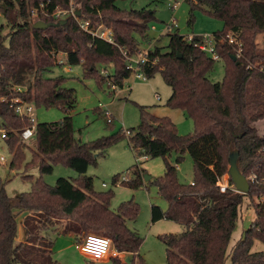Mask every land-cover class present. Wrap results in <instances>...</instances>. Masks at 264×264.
Listing matches in <instances>:
<instances>
[{
	"label": "trees",
	"instance_id": "obj_1",
	"mask_svg": "<svg viewBox=\"0 0 264 264\" xmlns=\"http://www.w3.org/2000/svg\"><path fill=\"white\" fill-rule=\"evenodd\" d=\"M117 1L74 0L82 20L112 31V44L84 32L71 15L54 17L58 11L69 10L71 0H0V14L10 28L7 35L2 34L4 27L0 28V122L9 132L5 140L14 153L11 169L24 164L26 156L18 161L20 153L19 149L15 152L14 141L32 125L28 117L17 115L13 99L20 98L36 108H59L66 115L76 107V92L65 87L66 78L45 77L59 65L56 55L66 54L71 66L82 65L86 77L108 83L110 88L122 89L130 78L123 52L130 56L142 52L137 36L148 38L155 12L149 8L127 12L116 5ZM186 2L191 6L189 25H193L195 9L224 23V31L214 37L226 70L222 82H212L208 75L214 69L213 59L179 34L168 35L165 50L149 52L144 66L147 79L161 74L172 90L167 106L182 110L195 124L194 135L181 136L170 118L156 117L140 107L141 124L128 131L129 145L136 155L165 160L164 175L148 184L155 185L168 209L164 212L151 206V221L165 219L185 228L179 235L160 236L167 247V264H226L239 207L248 197L255 219L234 247L231 261L264 264V251L252 253L256 240L264 244V132L257 127L264 120V47L258 44V38L264 37V0ZM38 21L57 25L35 29ZM228 35L235 44L229 43ZM105 63L112 64L115 73L104 78L96 66ZM33 139L36 150L25 168L37 166L41 176L28 179L31 190L9 196L0 177V264H57L53 235L72 236L79 246L89 235L107 237L116 252L133 255L132 264H147L140 254L144 239L127 225L137 220L139 206L128 201L112 211L114 193L96 192L94 179L87 176L90 166L96 165L99 156L105 155L121 135L84 144L76 139L73 118L67 116L58 122L37 124ZM233 151L239 152V168L250 183L247 194L239 193L231 181L226 191H221ZM173 152L177 164L186 153L191 156L194 185L179 181L177 166L167 160ZM56 164L67 165L79 177L59 178L55 186L48 185L43 175L53 173ZM145 173L137 167L135 179L122 184L137 190L144 185ZM118 178L113 179L115 184ZM62 221L66 224L58 230ZM20 230L24 242L18 241ZM111 261L126 264L119 257Z\"/></svg>",
	"mask_w": 264,
	"mask_h": 264
},
{
	"label": "rangeland",
	"instance_id": "obj_2",
	"mask_svg": "<svg viewBox=\"0 0 264 264\" xmlns=\"http://www.w3.org/2000/svg\"><path fill=\"white\" fill-rule=\"evenodd\" d=\"M174 0H118L116 5L127 12L138 11L149 8L155 12L154 19L150 22L148 38L143 40L139 36L137 39L141 44V51H154L156 48H165L169 44L170 34L181 36L202 37L205 35L214 36L216 33L224 31V23L214 17L209 16L200 9L194 10L193 25H189L191 19V6L188 2L181 1L176 11L170 8ZM74 9H78L73 0ZM175 17L178 28L172 27L167 31V25L171 24ZM126 19V18H124ZM96 27V25H94ZM3 35L10 32L6 19L0 14V28ZM106 29V27H104ZM140 30V28H137ZM110 30V29H109ZM111 31V30H110ZM258 44L264 47V37L258 38ZM138 54H135L137 56ZM59 60L63 65L55 66L50 72L45 74L46 78L64 77L67 79L65 87L76 92V107L68 115L59 108L46 109L44 107H34L33 117L36 124L53 123L64 119L67 116L73 118L75 137L84 144L92 143L104 137H110L119 133L121 139L111 145L105 155L99 156L97 164L91 165L87 176L94 179V190L96 192H113L114 197L110 208L116 212L119 206L128 201H133L139 206V216L136 221H128L127 225L131 230L136 231L143 239L144 243L140 249L141 256L147 264H167L166 244L160 239L162 235H179L185 230L184 226L168 220H161L152 223L151 206L156 205L164 212L168 209L167 202L158 194L155 185L148 184L153 179L162 177L165 173V160L163 158H144L136 155L129 145V137L125 135L127 131L138 129L141 124L140 107L147 108V111L156 117L170 118L176 125L181 136L194 135L195 124L193 120L182 110L167 106L172 90L166 85L161 74H157L152 79L146 81L136 79L135 74L124 81L122 89L117 88L114 93L108 83H101L94 77H86L82 65L71 66L68 63L66 54H59ZM127 63V62H126ZM99 76L107 77L115 73L112 64L105 63L97 65ZM225 64L222 61L214 64L213 71L208 75L214 83L223 81L225 76ZM105 112H109L114 120V125L109 126L105 117ZM260 132H264V120L257 125ZM0 129L5 130L0 122ZM35 139L23 143L19 138L14 141L15 152L19 149L18 161H24L20 169H11L13 154L9 148L8 141L1 138L0 133V177L5 184V190L9 196H18L31 190L32 176L36 179L40 177L37 166L34 168L26 166L32 160V152L36 150ZM23 159V160H22ZM167 160L170 164L177 166L178 179L182 184H191L194 179V163L191 156L186 153L184 160L177 164V154L173 152ZM140 168L146 171L145 176L151 180L145 181L144 185L137 190L125 187L122 183L123 177L128 181L135 179V169ZM119 176L117 183L113 179ZM144 176V177H145ZM79 176L70 167L64 164L54 165L51 174L43 175V180L50 186H55L59 178L77 179ZM127 181V182H128ZM230 182L228 174L222 180V185ZM106 185V186H104ZM23 217V216H22ZM255 219L254 209L248 197H245L239 207V218L236 228L232 234L227 250L226 264H232L231 253L237 243L243 238ZM66 221L57 225L61 230ZM21 231V230H20ZM52 234V231H50ZM20 233L19 239L20 241ZM23 242L25 238H23ZM53 247V258L57 264H93V260L85 257L79 244L72 236H55ZM21 242V241H20ZM264 244L256 240L252 248V253L263 252ZM110 256L116 257L114 249ZM126 264H132L134 257L127 254L122 258ZM98 264H114L111 260L100 261Z\"/></svg>",
	"mask_w": 264,
	"mask_h": 264
},
{
	"label": "built area",
	"instance_id": "obj_3",
	"mask_svg": "<svg viewBox=\"0 0 264 264\" xmlns=\"http://www.w3.org/2000/svg\"><path fill=\"white\" fill-rule=\"evenodd\" d=\"M181 1L186 2L187 0H174V3L170 5V8L173 11H176L178 9V7L180 6ZM192 1H195V0H192ZM71 5H73V0H71ZM76 13H77L76 9H74L71 6V8L69 10L58 11L54 15V17L57 19H59V18L64 19L66 16L71 15L76 19L80 29H82L84 32L90 33L95 38L103 39V40H105L109 43H112V44L114 43L112 31H110L107 28L105 29L104 26H98V27L92 26L90 24V22L82 20L81 18L77 17ZM172 27L178 28V24H177V21L175 20V17L172 18L171 24L167 25L166 30L170 31V29ZM198 38H199V40L195 41L196 37L186 36V40L189 43H194V45L197 49H199L201 52L205 53L207 56H209L211 59H213V61L215 63L221 61L220 56L217 52V40H216V38L214 36H209V35H205V36L198 37ZM227 38L229 39L230 44H232V45L235 44V39L231 35H228ZM149 52L150 51H142L137 56H130L126 52H123V55H124L126 62H127L126 64H127L128 70L131 71V75L135 74L136 79H138V80H143V81L147 80V77L144 74V66L147 63ZM60 54H62V53H60ZM58 57H59V54L56 55L57 63L59 65H63L64 62L62 60H59ZM111 88L114 91H117V88L115 86H111ZM3 101H5V99H3ZM11 103H12V107L15 108V112L17 113V115H19L22 118L28 117L30 119V122L32 125L30 127L25 128L20 133V140L24 143H27L28 141L32 140L35 136V129H36L37 124L35 122V118L33 117L34 107L32 104H28V103L23 102L20 98L13 99L11 101ZM105 117H106L108 123L114 122V120L112 119V116L109 114V112H105ZM0 133H1L2 139L5 140L8 138L9 132L6 129L5 130L0 129ZM126 134L128 136H130V132L127 131ZM0 160L2 162H5V159L3 157ZM122 181H123V183H125L128 180L125 177H123ZM192 185H194V183H192ZM220 185H221V191L225 192L228 185H224V184L223 185L220 184ZM104 186H106V185H104ZM233 188H234V186H233ZM89 236H97V235H89ZM97 237H101V236H97ZM101 238H104V237H101ZM82 244L80 245V251H81ZM113 249H114V244L112 245L109 256H110ZM81 253L85 257L93 260L92 257L87 256L82 251H81Z\"/></svg>",
	"mask_w": 264,
	"mask_h": 264
},
{
	"label": "water",
	"instance_id": "obj_4",
	"mask_svg": "<svg viewBox=\"0 0 264 264\" xmlns=\"http://www.w3.org/2000/svg\"><path fill=\"white\" fill-rule=\"evenodd\" d=\"M77 17H81V11L77 10L76 13ZM61 23H66V21H61ZM57 24L54 23H45L43 21H38L35 23L34 28L40 29V30H46L47 28L51 26H56ZM233 60L236 61V57H233ZM238 138L241 137V135L237 136ZM230 166L228 171L229 180L232 182L234 188L242 194H247L250 191V183L248 179L245 177V175L241 172L239 168V152L233 151L230 153ZM151 180V177L145 176V181ZM22 230L20 231V241L23 242L22 239Z\"/></svg>",
	"mask_w": 264,
	"mask_h": 264
},
{
	"label": "clouds",
	"instance_id": "obj_5",
	"mask_svg": "<svg viewBox=\"0 0 264 264\" xmlns=\"http://www.w3.org/2000/svg\"><path fill=\"white\" fill-rule=\"evenodd\" d=\"M113 241L107 237L87 236L81 246V251L93 258V264L106 260L112 248Z\"/></svg>",
	"mask_w": 264,
	"mask_h": 264
},
{
	"label": "crops",
	"instance_id": "obj_6",
	"mask_svg": "<svg viewBox=\"0 0 264 264\" xmlns=\"http://www.w3.org/2000/svg\"><path fill=\"white\" fill-rule=\"evenodd\" d=\"M255 213V212H254ZM23 232V231H22ZM114 254L116 255V257H119L121 260H122V258L125 256V255H127V253H118V252H116V250L114 249ZM111 258H112V256H109L105 261H109V260H111ZM102 261H104V260H102ZM123 261V260H122ZM125 263V262H124Z\"/></svg>",
	"mask_w": 264,
	"mask_h": 264
}]
</instances>
